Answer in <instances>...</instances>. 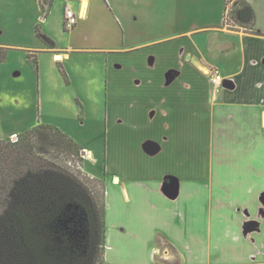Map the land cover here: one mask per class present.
<instances>
[{
  "label": "crops",
  "instance_id": "crops-1",
  "mask_svg": "<svg viewBox=\"0 0 264 264\" xmlns=\"http://www.w3.org/2000/svg\"><path fill=\"white\" fill-rule=\"evenodd\" d=\"M242 1L254 10V26L251 31L231 32L264 43V26L259 23V16L264 17L263 0ZM69 3L64 6V20L65 10L74 12ZM75 3L84 19L95 0ZM94 33L89 31V36ZM78 41L86 42L81 37ZM129 45L128 51L123 47L90 50L107 55L106 97L110 94L107 100L113 99L101 139L103 178L87 174L104 186L105 257L109 258L107 248L119 243L116 237H127L128 229L139 222L152 230L154 239L161 235L170 241L176 235L178 241H186V251L193 241L204 252L205 245L199 244L211 243V236L215 237L219 246L228 244L236 254H230V259L239 257L246 261L241 264H248L255 254L252 250H262L264 245V52L256 57L257 63H238L241 74L251 70L253 77L239 70L225 77L219 68L207 67L211 59L205 62L195 45L187 51L193 60L181 67L169 63L171 52L164 54V38ZM59 49L63 48L54 41L45 48L62 60L68 53H57ZM72 49L88 52V48ZM246 58L243 53L242 60ZM213 69L222 77L216 85L209 78ZM239 94L244 95L238 98ZM251 117L255 124H244ZM77 145L83 160L98 162L93 149ZM238 164L241 168L234 169ZM220 175L230 179V188L218 186ZM171 179L177 183L174 198L166 191ZM185 186L193 187L183 196ZM241 195L249 199L243 202L238 199H243ZM192 198L193 205L185 204ZM155 252L154 246L151 258Z\"/></svg>",
  "mask_w": 264,
  "mask_h": 264
},
{
  "label": "rangeland",
  "instance_id": "rangeland-1",
  "mask_svg": "<svg viewBox=\"0 0 264 264\" xmlns=\"http://www.w3.org/2000/svg\"><path fill=\"white\" fill-rule=\"evenodd\" d=\"M70 1L78 17L75 0H54L52 5L48 0H0V47L6 53L5 59L0 61V147L5 143H16L21 134L39 124L55 126L75 143L93 149L98 162L83 160L80 148L72 155L61 153L59 149H46L43 158L52 159L84 180L88 175L103 178L105 162L101 139L105 114L113 101L107 100L110 94L106 97L107 55L91 53L92 48L109 51L123 47L128 51L129 44H144L164 38V54L171 52L172 62L169 63L181 67L183 63L192 61L187 51L195 45L201 49L205 62L211 59V63H206L207 67L219 68L225 77H228L227 73L234 74L239 70L238 63H257L256 57L264 52L262 41L231 32L238 30L230 18L231 10L236 8L233 4L236 0H228L226 7L224 0H95L94 7L88 10L84 19L80 15L77 18V28L67 29L63 11ZM261 4V14H264V0ZM259 23L264 26V17L259 16ZM72 31L76 34L70 35ZM89 31H97L98 34L89 36ZM80 37L86 42L78 41ZM52 41L63 48L57 53L67 52L68 56H63L62 60L54 59V53L45 50ZM72 48H88V52H77ZM140 48L136 47L137 51ZM243 53L249 58L242 60ZM28 55L35 61L37 59L36 65ZM108 61L111 63V58ZM214 70L209 71V78ZM241 75L253 77L254 73L249 70ZM243 95L239 94L238 98ZM244 124L254 125L255 119L248 118ZM6 151L0 148L2 154ZM240 165L233 167L241 168ZM239 175L242 176V172ZM218 179V186L230 188V179L226 180L221 175ZM231 182L234 186V181ZM191 187H184L183 196ZM238 199L246 202L249 196ZM185 204L193 205V198ZM138 223L133 229L136 233L129 228V235L125 238L116 237L114 232L113 237L119 243L107 248L109 258L103 252L105 264L246 262L239 257L230 259V254H236L228 244L219 246L215 237L211 236L212 244L209 240L199 244L200 247L205 245L204 252L193 241L186 251V241H178L176 235L170 241L161 235L154 239L152 230ZM186 238L189 240L190 237ZM154 246L156 252L151 258L150 251ZM252 251L255 254L247 263L264 264V245L262 250L255 247Z\"/></svg>",
  "mask_w": 264,
  "mask_h": 264
},
{
  "label": "trees",
  "instance_id": "trees-1",
  "mask_svg": "<svg viewBox=\"0 0 264 264\" xmlns=\"http://www.w3.org/2000/svg\"><path fill=\"white\" fill-rule=\"evenodd\" d=\"M233 4L231 21L251 31L252 6ZM5 54L0 47V61ZM0 148L7 150L0 152V264H105L103 183L43 158L46 149L78 153V145L57 127L39 124Z\"/></svg>",
  "mask_w": 264,
  "mask_h": 264
},
{
  "label": "built area",
  "instance_id": "built-area-1",
  "mask_svg": "<svg viewBox=\"0 0 264 264\" xmlns=\"http://www.w3.org/2000/svg\"><path fill=\"white\" fill-rule=\"evenodd\" d=\"M77 23V16L74 14L71 10H65V20L64 25L65 28L71 29L73 28ZM222 81V77L218 70H214L211 72L210 82L212 84H219Z\"/></svg>",
  "mask_w": 264,
  "mask_h": 264
},
{
  "label": "water",
  "instance_id": "water-1",
  "mask_svg": "<svg viewBox=\"0 0 264 264\" xmlns=\"http://www.w3.org/2000/svg\"><path fill=\"white\" fill-rule=\"evenodd\" d=\"M166 191L170 198H174L177 195V183L174 180H170L166 185Z\"/></svg>",
  "mask_w": 264,
  "mask_h": 264
},
{
  "label": "bare ground",
  "instance_id": "bare-ground-1",
  "mask_svg": "<svg viewBox=\"0 0 264 264\" xmlns=\"http://www.w3.org/2000/svg\"><path fill=\"white\" fill-rule=\"evenodd\" d=\"M85 154H87V153H85Z\"/></svg>",
  "mask_w": 264,
  "mask_h": 264
}]
</instances>
